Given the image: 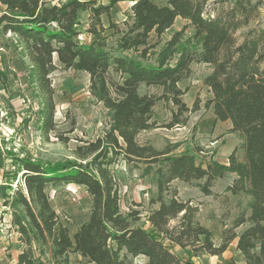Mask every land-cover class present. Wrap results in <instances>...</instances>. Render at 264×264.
Returning a JSON list of instances; mask_svg holds the SVG:
<instances>
[{"label": "trees", "instance_id": "obj_1", "mask_svg": "<svg viewBox=\"0 0 264 264\" xmlns=\"http://www.w3.org/2000/svg\"><path fill=\"white\" fill-rule=\"evenodd\" d=\"M119 1L0 0L5 8L0 28L24 45L35 83L46 93L44 127H53L48 76L59 65L89 75L90 93L103 103L108 117L103 134L76 147L75 160L43 163L0 146V168L5 166L4 154L17 159V170L6 176L12 178L11 189L19 179L11 204L20 209L16 221L20 232L25 239L31 233L41 246H50L53 258L65 264L71 254L91 264H134L143 256L147 261L141 264H193L192 258L203 254L222 255L234 241L245 264H264V0H128L132 15L122 28L111 19ZM84 13L88 23L82 30ZM103 16L109 19L107 27ZM178 18L188 21L192 35L183 40L184 28L163 42ZM254 21L258 23L239 42L237 32ZM107 30L117 37L115 45L108 44L109 36L89 44L80 38ZM152 55L154 63H147ZM193 63L211 67L204 78L212 93L206 105L218 121H230L231 131L240 134L242 160L238 148L228 164L215 160L204 164L197 163L194 154L171 155L139 142L141 132L155 128L152 117L158 101L176 107L167 128L185 125L190 113L198 110L196 104L189 108L186 91L179 86L191 76ZM119 160L143 163L149 172L157 165L153 203L158 206L144 224H138V212L121 211L120 184L110 168ZM228 173L236 177L227 191L248 196L250 214L240 215L225 228L216 244L212 230L199 220V206L180 199L171 183L200 180L201 191L212 195L216 181ZM70 183L83 186L91 199L90 215L73 235L61 223L47 192L50 186ZM18 263L35 260L22 252Z\"/></svg>", "mask_w": 264, "mask_h": 264}, {"label": "rangeland", "instance_id": "obj_2", "mask_svg": "<svg viewBox=\"0 0 264 264\" xmlns=\"http://www.w3.org/2000/svg\"><path fill=\"white\" fill-rule=\"evenodd\" d=\"M108 3L109 0H99ZM211 0L210 2H213ZM163 3V0H158ZM132 2L119 1L111 12V19L124 27L125 21H130ZM0 4V14L4 11ZM262 19L264 20V10ZM82 30L88 23V14L82 15ZM105 27L109 19L102 17ZM258 21L240 29L236 36L243 40L244 34ZM188 21L178 18L171 29L162 37V41L169 39L176 31L185 28L183 40L192 35L193 29ZM107 30L104 34L91 35L84 33L81 40L91 43L96 39L108 37V44H116V36ZM153 42L155 37L152 35ZM161 46V45H160ZM160 46L155 51L159 50ZM156 56L152 55L147 63H154ZM174 61V60H173ZM212 71L211 67L203 63L192 64V74L179 86L186 91L184 100L192 110L198 105V110L192 111L185 125L167 128L176 107L171 102L160 100L156 103L152 121L155 128L143 131L138 140L141 144L152 145L159 151H168L171 155L191 153L195 155L197 163L206 164L215 160L223 164L229 163L232 151L238 148L237 157L242 160L244 151L241 147L242 138L239 133L231 131L230 121H218L213 109L206 105L212 93L204 84V78ZM50 88L53 91L54 118L52 129L44 127L43 110L46 93L35 83L34 67L27 56L24 45L16 35L3 33L0 28V146L6 152H13L20 157H29L43 163H55L67 159L75 160L74 151L84 140H95L103 134L107 125V110L102 102L90 93V78L85 72L64 69L58 66L49 74ZM159 93L154 88H143V91ZM4 168H0V264H19L18 256L26 252L35 260V264H65L57 262L50 246H41L31 233L25 239L17 225V215L20 209L13 207L12 195L18 178L13 183L11 175L17 170V159L8 154ZM16 160V161H15ZM118 179L121 193V211L124 214L138 212V224L147 222L149 212L158 206L153 203L157 194L155 165L150 172L143 163L128 164L119 160L110 166ZM20 176V175H19ZM236 175L228 173L218 179L212 187L213 194H204L199 183L174 180L171 186L178 190V197L182 200H192L199 206V220L212 230L216 244L221 241V233L225 228L232 227L234 221L242 214H250V198L244 194L233 195L227 187L234 181ZM51 204L61 223L67 226L73 235L78 227L85 222L91 209V199L83 186L66 184L50 186L47 189ZM5 202H8L5 206ZM248 224L237 228L241 233ZM180 254L184 253L177 249ZM193 264H245L244 257L236 248L234 241L228 249L218 256L203 254L192 258ZM138 258L134 264H141ZM68 264H91L81 256L71 254Z\"/></svg>", "mask_w": 264, "mask_h": 264}, {"label": "crops", "instance_id": "obj_3", "mask_svg": "<svg viewBox=\"0 0 264 264\" xmlns=\"http://www.w3.org/2000/svg\"><path fill=\"white\" fill-rule=\"evenodd\" d=\"M240 253H241V252H240ZM241 257H244V256L241 254ZM141 259H142V262H143V263H145V262L147 261V258H146L145 256L141 257ZM244 261H245V259H244Z\"/></svg>", "mask_w": 264, "mask_h": 264}, {"label": "water", "instance_id": "obj_4", "mask_svg": "<svg viewBox=\"0 0 264 264\" xmlns=\"http://www.w3.org/2000/svg\"><path fill=\"white\" fill-rule=\"evenodd\" d=\"M133 5V4H132Z\"/></svg>", "mask_w": 264, "mask_h": 264}]
</instances>
